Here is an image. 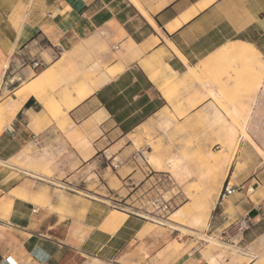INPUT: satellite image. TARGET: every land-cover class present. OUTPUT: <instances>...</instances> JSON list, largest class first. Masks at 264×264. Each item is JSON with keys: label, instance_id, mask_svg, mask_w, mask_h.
I'll return each mask as SVG.
<instances>
[{"label": "crops", "instance_id": "1", "mask_svg": "<svg viewBox=\"0 0 264 264\" xmlns=\"http://www.w3.org/2000/svg\"><path fill=\"white\" fill-rule=\"evenodd\" d=\"M250 46L264 58V0H0V264H221L203 236L111 207L127 202L147 132L170 120L166 90L202 97L189 68ZM221 111L207 122L230 146ZM216 154L228 172L234 152ZM245 162L198 232L237 248L226 264H264V158Z\"/></svg>", "mask_w": 264, "mask_h": 264}, {"label": "rangeland", "instance_id": "2", "mask_svg": "<svg viewBox=\"0 0 264 264\" xmlns=\"http://www.w3.org/2000/svg\"><path fill=\"white\" fill-rule=\"evenodd\" d=\"M229 71L227 67H221L208 77L204 76L203 79L215 83L221 94L228 99L226 102L236 103L241 100L238 89L226 87L221 83L216 84V79L224 78ZM202 88L203 96L194 99L190 97V93L189 96L181 98V93L178 90L174 91V97H178H175L172 102L173 112L170 120L160 121L158 127L162 130L156 134L147 132L150 147L144 148L143 158L134 156L135 159L138 158L134 164L138 173L132 178L125 179L123 192L126 204L111 207V209L142 214L148 222L170 226L178 235L203 236L208 244L220 252L221 264H226L229 258L236 259L237 248L224 240L214 239L198 232L206 233L205 231L209 228L210 212L220 204L219 195L223 188L231 179L235 181L238 173L245 169L246 156L258 154L264 158V92L260 93L258 105L248 122L247 132L253 141L238 140L244 123L241 116L236 117L238 121L234 123L221 111L226 118V127L233 126L236 129L235 141L228 146L218 135L221 125L216 122H207L210 117L216 116L215 112L219 106L208 96L203 86ZM177 89H180V86ZM50 90L51 86L47 85L43 92L51 94ZM251 101L252 99L248 100V102ZM199 103H202L199 111L191 112L192 108ZM193 104L195 105L192 106ZM220 150H223V153H218ZM211 152L217 153L216 157L222 155L231 157L234 152L228 172H226V166L214 165ZM16 164L26 167L20 161ZM149 166L167 173L156 172L157 175L154 176L155 172L150 173ZM142 171L148 172L147 177L143 176ZM44 173L51 174V171L46 168ZM179 209L180 212L173 216ZM200 216L197 223L196 219ZM148 226L151 229L153 227ZM151 229H148V232Z\"/></svg>", "mask_w": 264, "mask_h": 264}, {"label": "bare ground", "instance_id": "3", "mask_svg": "<svg viewBox=\"0 0 264 264\" xmlns=\"http://www.w3.org/2000/svg\"><path fill=\"white\" fill-rule=\"evenodd\" d=\"M224 65H226L227 69L230 70V72L227 75L228 79L221 80V81H219L220 80L219 79L217 80L216 84L221 83V84L226 85V87L229 86L234 89H238L240 93L238 96L239 98H241V100L236 103H229L228 101L227 103L226 100L228 99H226V97L221 94V91L217 89V86L215 85V83H213L210 80H204L203 78H201L202 76L208 77L215 69H219ZM186 78L189 79V81L190 80L192 81L195 79V80H198L199 83L202 82L201 84H203L202 86L207 91L208 96L214 101H216L217 105L222 110L226 111L227 115L233 121L237 122L238 120L236 119V117L241 116L244 119L241 137L242 139L243 138L251 139V137L248 135L246 131L247 121L250 116V113L253 110V104L251 103H253L256 100L264 84V58L259 54L258 50H256L255 48L251 46L246 47V48L242 47V48H237V49H229L226 52H223L218 57V59L214 61L204 62L200 69L193 68V67L189 68V72L186 75ZM171 86H172V89L166 90L164 95L166 96L168 100L173 101L174 91L178 90L177 88L180 86V84L174 83ZM176 94L178 93L176 92ZM249 99H252V101L246 102ZM191 101H193V99H191ZM188 104H189V101H188ZM48 106L51 107L52 105L49 104ZM234 184H235V181L231 180L230 185H234ZM173 216H176V215H173ZM200 218L201 216L197 217L196 219L197 223H199Z\"/></svg>", "mask_w": 264, "mask_h": 264}, {"label": "built area", "instance_id": "4", "mask_svg": "<svg viewBox=\"0 0 264 264\" xmlns=\"http://www.w3.org/2000/svg\"><path fill=\"white\" fill-rule=\"evenodd\" d=\"M35 66L39 65V62H34ZM237 186L235 185H230V182L223 188V190L221 191L220 195H219V203L222 204L223 202H225L230 195H232L236 190H237ZM240 226L242 228H248L251 225V220L246 217L243 218L242 220H240L239 222ZM6 261L8 264H19V262L14 258V256L10 255L6 258Z\"/></svg>", "mask_w": 264, "mask_h": 264}, {"label": "trees", "instance_id": "5", "mask_svg": "<svg viewBox=\"0 0 264 264\" xmlns=\"http://www.w3.org/2000/svg\"><path fill=\"white\" fill-rule=\"evenodd\" d=\"M30 101H31V100H30ZM30 101H29V102H30ZM28 105H29V103H28Z\"/></svg>", "mask_w": 264, "mask_h": 264}]
</instances>
